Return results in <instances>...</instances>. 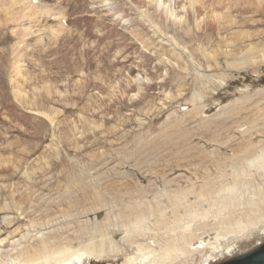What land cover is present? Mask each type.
Instances as JSON below:
<instances>
[{
	"label": "rangeland",
	"instance_id": "rangeland-1",
	"mask_svg": "<svg viewBox=\"0 0 264 264\" xmlns=\"http://www.w3.org/2000/svg\"><path fill=\"white\" fill-rule=\"evenodd\" d=\"M256 145L264 0H0L1 259L59 227L75 247L93 243L81 264H129L139 251L121 206L156 208L167 188L221 172L230 181V158ZM219 241L194 264L256 248L264 222Z\"/></svg>",
	"mask_w": 264,
	"mask_h": 264
},
{
	"label": "bare ground",
	"instance_id": "bare-ground-1",
	"mask_svg": "<svg viewBox=\"0 0 264 264\" xmlns=\"http://www.w3.org/2000/svg\"><path fill=\"white\" fill-rule=\"evenodd\" d=\"M229 165L232 168L230 181L226 173L221 172L217 176H209L200 187L192 184L184 188L178 186L175 190L167 188L168 203L159 200L156 208L141 207V202L136 198L133 204L130 202L121 206L129 207V210H119L116 218H119L129 233V243L139 251L137 258H129V264H163L166 257L178 252H190L192 259L187 264H194L196 259L193 254H198L199 261H202L207 247H212L211 253L220 248V238L234 239L264 222V145H256L252 153L247 150L240 157L230 158ZM255 174L261 178L257 184ZM156 194L164 196L162 193ZM150 219L156 221L153 226H150ZM60 229L58 227L53 230L55 235L40 239L41 243L33 246L32 250H10L3 253L4 258H0V264H81L85 253H92L93 243L75 247L73 241L67 239L68 235L65 239L61 233L57 234ZM209 230H218L219 238L215 237L217 240L214 242L202 240L199 247L192 248L194 244L191 240L200 238ZM50 238L55 240L51 242Z\"/></svg>",
	"mask_w": 264,
	"mask_h": 264
},
{
	"label": "water",
	"instance_id": "water-1",
	"mask_svg": "<svg viewBox=\"0 0 264 264\" xmlns=\"http://www.w3.org/2000/svg\"><path fill=\"white\" fill-rule=\"evenodd\" d=\"M214 264H264V242L256 248Z\"/></svg>",
	"mask_w": 264,
	"mask_h": 264
}]
</instances>
